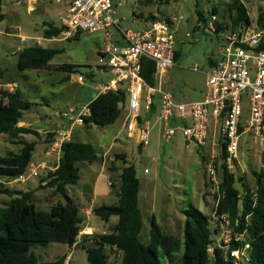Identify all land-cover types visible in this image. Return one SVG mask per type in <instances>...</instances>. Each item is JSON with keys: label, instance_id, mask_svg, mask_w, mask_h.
I'll return each mask as SVG.
<instances>
[{"label": "rangeland", "instance_id": "obj_1", "mask_svg": "<svg viewBox=\"0 0 264 264\" xmlns=\"http://www.w3.org/2000/svg\"><path fill=\"white\" fill-rule=\"evenodd\" d=\"M1 1L4 20L0 23V91L10 92L9 86L13 84V89L18 90L22 99L31 104L29 110L23 112L21 123L36 131L38 136H21L25 141L36 143L26 174H29L32 166L42 165L43 169L39 170L38 177L28 178L23 185L1 178L0 187L24 192L32 182L36 185L32 202L38 209L47 210L56 203L63 204L62 198L53 189L41 186V182L46 181L47 174L54 170L60 157V148L54 147L53 143L60 145L63 141L77 140L92 145L99 157L93 164L78 163L80 179L76 185L67 187L68 195L79 209V218L83 222L80 227L88 232L85 235L108 233L112 223L117 222L116 217H111V222L105 224L92 213L99 206L116 204L114 189L119 184V169L122 167L117 156L125 158V166H133L139 182L138 206L142 214L139 241L142 245L149 243L151 217L155 218L165 235L181 241L184 212L189 210L190 204L210 219V226L214 229L217 189L208 181L205 162L212 144L221 138L219 125H215L209 117L205 145L200 147L193 142L186 145L180 129L176 130L171 140L165 141L162 138V125L150 119L148 145L139 147L136 136L128 138L122 128L126 111L121 105L119 118L106 127H86L83 124L72 125L68 120L62 121L59 118L61 111L75 109L76 112L71 115L74 119L95 98V86L111 78L97 65L98 53L104 46L103 33L79 34L77 39L74 36L64 39L61 35L55 41H47L42 38L43 24L46 22L59 27V11L63 9V4L57 5L55 0H35L33 12L27 13L25 4L21 3L23 0ZM239 2L253 23L258 16L264 18V0ZM231 3L232 0H113V10L114 19L122 31L140 32L149 28V15L170 21L178 57L173 71L162 74L160 82L180 102L188 103L201 99L209 61L217 60L220 56L223 36L230 31V22L234 17ZM213 9L216 14H212ZM198 14L206 23L215 16L214 26L217 23L223 30L218 34L209 32ZM108 30L112 34L111 44H115L120 35L114 27ZM33 45L59 49L61 53L50 61L49 70L19 74L17 53ZM64 64L79 68L69 75L58 72V66ZM249 78L252 81L253 74ZM249 96L250 90L246 89L241 98L242 122L249 112ZM174 126L181 127L177 123ZM70 129L68 138H64L63 133ZM19 149V145L0 136V156L17 153ZM238 155L240 168L235 169L233 175L235 187L241 193L242 185L254 189L253 172L259 173L262 163L258 144L247 135L240 138ZM216 175L219 181L220 171ZM107 182L115 188L108 187ZM92 189L96 191V196L95 201L90 203ZM8 199L0 196V206ZM86 208L90 210L88 213L84 211ZM217 230L212 236L214 245L222 247L234 238L230 224L225 230ZM80 242L74 249L63 244H50L45 248L35 247L31 252L39 262H53L70 254L71 259L67 260V264H87ZM223 249L226 251L227 248ZM105 254L107 264H120V254L108 248H105Z\"/></svg>", "mask_w": 264, "mask_h": 264}, {"label": "trees", "instance_id": "obj_2", "mask_svg": "<svg viewBox=\"0 0 264 264\" xmlns=\"http://www.w3.org/2000/svg\"><path fill=\"white\" fill-rule=\"evenodd\" d=\"M230 9L234 17L230 30L241 24H248L246 10L239 0H232ZM216 14V10H212ZM200 21L206 22L198 14ZM155 17L149 15L148 20ZM258 22L264 18L258 16ZM4 20L2 1L0 0V23ZM168 21V19H166ZM42 38L58 39L62 29L52 24H44ZM216 23V33L222 31ZM79 34L74 36L78 38ZM61 53L59 49L42 48L38 45L23 48L17 53V71L23 74L34 70H49L50 61ZM177 54L175 53V60ZM211 64V63H210ZM79 67L60 65L58 72L76 73ZM154 64L141 59V78L149 86H155L153 78ZM125 102V92L117 90L95 97L88 104L89 114L82 118L83 126L106 127L112 125L120 116L119 106ZM30 103L23 100L19 91H0V136H5L12 143L20 146L17 153L0 156V179L15 180L26 173L35 150L34 141L21 139L22 135L38 136L29 127L18 126L23 112L30 108ZM155 102L152 114L155 112ZM220 151L216 164V173L220 171L217 187L215 215L228 220L234 238L228 243L229 249H240L248 245L247 259L240 264H264V169L253 172L254 189L245 185L240 191L235 187V177L225 164V144L218 140ZM122 167L119 169V184L114 205H102L92 210L95 217L107 224L111 217H116V224L108 233L100 235H82L80 248L84 250L87 264H107L105 248L121 255L120 264H234L226 259L223 247L214 245L212 236L217 230L210 226V219L191 204L184 212L182 240L165 235L154 217L150 219L149 243L144 246L139 241L142 229V214L138 206L139 182L133 166H125L124 157H119ZM99 160L95 149L88 143L69 140L61 143L60 157L54 170L46 177V187L53 189L62 200L47 210L38 209L32 202V192H16L0 187V196L8 197L0 206V264H64L62 256L53 262H39L31 252L35 247L45 248L50 244H63L69 248L77 243L82 231L79 209L68 195L67 187L78 183L77 164H93ZM43 182V181H42ZM111 188H115L110 184ZM91 237L92 244L86 243ZM236 237L243 239L236 240ZM78 244V243H77ZM212 247V254L208 249Z\"/></svg>", "mask_w": 264, "mask_h": 264}, {"label": "built area", "instance_id": "obj_3", "mask_svg": "<svg viewBox=\"0 0 264 264\" xmlns=\"http://www.w3.org/2000/svg\"><path fill=\"white\" fill-rule=\"evenodd\" d=\"M34 1L29 0L31 3ZM55 3L63 4L59 27L64 39L76 34L103 33L104 46L98 53L97 65L111 78L95 86V97L117 90L125 92L122 106L126 112L122 128L128 138L136 136L139 147L148 145L150 119L162 125V138L165 141L171 140L176 130L180 129L185 141L203 147L210 117L215 125H219L221 142L225 144L224 164L230 173L240 168L238 154L243 135L253 138L258 144L264 169V22L259 23L257 19L253 23L249 19L248 24L228 31L223 36L224 45L219 49V58L205 74L203 100L177 104L169 93L158 86L161 75L175 66V48L169 20L155 18L150 21L149 28L143 31H122L114 19L113 0H55ZM215 20V16H212L208 23L205 22L209 32L216 33ZM111 27L118 31L122 46L111 44L112 34L108 30ZM141 59L154 64L153 78L156 85L153 87L141 78ZM193 71L196 72V69ZM250 74H253L252 81ZM13 86H9L10 92L14 91ZM246 89L250 90L249 112L242 122L241 98ZM154 102L157 113L151 115ZM75 112V109L61 111L59 118L68 120L72 125H82V118L89 114L88 105L72 119L71 115ZM176 119L177 125L181 127L172 125ZM70 131L63 133L64 138H68ZM53 146L60 148L61 144L55 142ZM219 151V143H213L205 162L208 181L216 189L219 182L215 162ZM40 169H43L42 165L32 166L28 175L24 173L14 181L24 183L30 177L36 178ZM214 220L215 230L222 231L229 226L224 216L215 215ZM235 239L240 240L239 237ZM86 243H93L91 237L87 238ZM225 247L226 259L234 264L246 261L248 245L240 249H229L228 244ZM208 253L212 254V247Z\"/></svg>", "mask_w": 264, "mask_h": 264}, {"label": "crops", "instance_id": "obj_4", "mask_svg": "<svg viewBox=\"0 0 264 264\" xmlns=\"http://www.w3.org/2000/svg\"><path fill=\"white\" fill-rule=\"evenodd\" d=\"M20 2V1H19ZM19 2L17 3V5H19ZM22 4H25V7H26V11H27V13H31V12H33V10H34V4H35V1L34 2H29V0H23L22 2H21ZM16 5V4H15ZM59 16L61 15V13H62V10L60 9V11H59ZM170 22V21H169ZM44 24H46V22H44ZM43 24V25H44ZM57 28H60V27H57ZM143 30H145V29H143ZM142 30V31H143ZM119 39V41L117 40L116 42H115V44L116 45H118V46H122L123 45V42L121 41V39L120 38H118ZM45 40V39H44ZM64 40V39H63ZM47 41H55V39H51V40H47ZM39 46V45H38ZM41 47V46H40ZM175 53H176V50H175ZM177 54V53H176ZM177 57H178V55H177ZM211 63V64H210ZM175 64H176V60H175ZM215 64V60H213V61H209V68H208V71H209V69L213 66ZM174 68H175V66H174ZM173 68V69H174ZM173 69H171V70H169V71H173ZM207 71V72H208ZM206 72V73H207ZM205 73V74H206ZM204 84H205V81H204ZM13 85V84H12ZM158 86L163 90V91H165V92H167V93H169L172 97H173V101L175 102V103H177V104H189V103H194V102H200V101H202L203 100V97H204V92H205V87H204V90H203V92H202V97H201V99H199V100H195V101H192V102H188V103H182V102H180V100H178L177 98H175L170 92H168V91H166L165 90V88L162 86V84H161V82H159L158 83ZM16 89H14V91H15ZM156 101H157V99H156ZM157 113V108L155 107V112H154V114H156ZM176 122H177V119L176 120H174L172 123V125L174 126L175 124H176ZM23 125V123H19L18 124V126L20 127V126H22ZM22 127H28V126H22ZM28 142V141H27ZM97 156H98V154H97ZM99 158V157H98ZM119 174H120V170H119ZM118 177H119V175H118ZM2 179H6V178H2ZM9 180H11V179H9ZM13 182H15L14 180H13ZM46 182L47 181H43V182H41V186H45L46 185ZM108 183H110V182H107V186H108ZM9 184V183H8ZM21 185H23L24 183H20ZM31 185H29V189H27V190H25L24 192H32V196H33V194L35 193V189H36V185H35V183H30ZM109 187V186H108ZM117 188L116 189H114V191L116 192L115 194H117V191H118V185L116 186ZM2 188H7V187H2ZM90 195H91V197L92 198H90V201H92V202H90V203H93V201H95V196H96V191L94 190V189H92L91 190V193H90ZM90 197V196H89ZM116 201H117V197H116ZM116 203V202H115ZM84 211L86 212V213H88L90 210H88L87 208L86 209H84ZM109 222H111V218H110V220H109ZM108 222V223H109ZM107 223V224H108ZM81 224H83V222L81 221ZM113 224V226L116 224V223H112ZM112 226V227H113ZM90 232V231H89ZM85 233L86 234H88V232L86 231V230H82L81 232H80V235H79V237L77 238V243H79L80 242V240H81V236L82 235H85ZM76 243V244H77ZM74 247H75V245L73 246V247H71V249H74ZM69 248V247H68ZM65 263L64 264H67V260H70L71 259V255L70 254H66L65 255Z\"/></svg>", "mask_w": 264, "mask_h": 264}, {"label": "water", "instance_id": "obj_5", "mask_svg": "<svg viewBox=\"0 0 264 264\" xmlns=\"http://www.w3.org/2000/svg\"><path fill=\"white\" fill-rule=\"evenodd\" d=\"M189 143H190V142H188V141L185 142L186 145H189Z\"/></svg>", "mask_w": 264, "mask_h": 264}]
</instances>
